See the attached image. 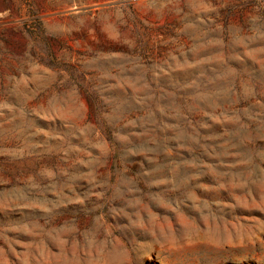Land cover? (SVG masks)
<instances>
[{
  "label": "rangeland",
  "instance_id": "rangeland-1",
  "mask_svg": "<svg viewBox=\"0 0 264 264\" xmlns=\"http://www.w3.org/2000/svg\"><path fill=\"white\" fill-rule=\"evenodd\" d=\"M0 264H264V0H0Z\"/></svg>",
  "mask_w": 264,
  "mask_h": 264
}]
</instances>
